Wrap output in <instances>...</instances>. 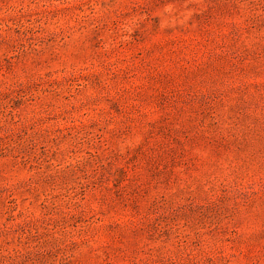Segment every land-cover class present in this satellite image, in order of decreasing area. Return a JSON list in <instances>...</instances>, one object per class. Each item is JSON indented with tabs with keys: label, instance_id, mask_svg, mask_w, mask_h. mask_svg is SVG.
<instances>
[{
	"label": "rangeland",
	"instance_id": "374dc122",
	"mask_svg": "<svg viewBox=\"0 0 264 264\" xmlns=\"http://www.w3.org/2000/svg\"><path fill=\"white\" fill-rule=\"evenodd\" d=\"M0 264H264V0H0Z\"/></svg>",
	"mask_w": 264,
	"mask_h": 264
}]
</instances>
